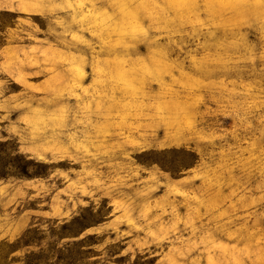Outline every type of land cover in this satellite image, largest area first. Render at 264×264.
Returning a JSON list of instances; mask_svg holds the SVG:
<instances>
[{"label": "rangeland", "instance_id": "374dc122", "mask_svg": "<svg viewBox=\"0 0 264 264\" xmlns=\"http://www.w3.org/2000/svg\"><path fill=\"white\" fill-rule=\"evenodd\" d=\"M0 264H264V0H0Z\"/></svg>", "mask_w": 264, "mask_h": 264}]
</instances>
